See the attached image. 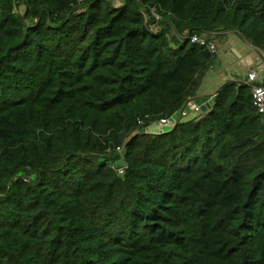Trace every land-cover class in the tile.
Returning <instances> with one entry per match:
<instances>
[{
    "label": "trees",
    "instance_id": "obj_1",
    "mask_svg": "<svg viewBox=\"0 0 264 264\" xmlns=\"http://www.w3.org/2000/svg\"><path fill=\"white\" fill-rule=\"evenodd\" d=\"M228 32L264 52V0H0V264H264L251 87L148 131Z\"/></svg>",
    "mask_w": 264,
    "mask_h": 264
},
{
    "label": "crops",
    "instance_id": "obj_2",
    "mask_svg": "<svg viewBox=\"0 0 264 264\" xmlns=\"http://www.w3.org/2000/svg\"><path fill=\"white\" fill-rule=\"evenodd\" d=\"M228 35H229V32L226 33L224 37L219 38L220 42L222 43L225 41L228 42V39H229ZM234 35H236L235 39L240 40L242 44L237 45V43H235V40L232 41L231 43L229 54L232 56H235L236 60L234 62L233 61L231 62L232 64L230 66H233V67L227 72L228 73L227 81L228 80H243L246 78V75L249 71L255 70L258 74L257 81L263 82L264 81V52L248 44L239 34L234 32ZM213 42L216 44V47H217L216 57H218L219 51H218V45H217L216 39ZM217 91L212 92V93H205L203 91L198 90L197 95H212V94H216ZM189 112H186V114ZM153 124H152L153 126H151L148 129L151 132H155L159 126L157 122ZM165 128L166 130L170 129L167 126L161 125L160 130H165Z\"/></svg>",
    "mask_w": 264,
    "mask_h": 264
},
{
    "label": "rangeland",
    "instance_id": "obj_3",
    "mask_svg": "<svg viewBox=\"0 0 264 264\" xmlns=\"http://www.w3.org/2000/svg\"><path fill=\"white\" fill-rule=\"evenodd\" d=\"M115 2L118 3L117 1H115ZM224 36H225V34L221 37H224ZM235 36L236 35H234V32H229L228 42L225 41L223 43L220 42L219 38H221V37L216 38L219 56L216 57L215 61L211 65V67H209L206 70V72L202 78L201 85L198 89L199 91H203L205 93L215 92L219 89V87H221L227 81V78H228L227 72L233 67V66H230L232 64L231 62L232 61L234 62L236 60L235 56H232L229 54V52H230L229 49H230L231 43H232V41L235 40V43H237V45L242 44L240 42V40L235 39ZM199 113L200 112H195L192 110L189 113L185 114L187 116L182 115L180 118L187 120L189 118H193V117L198 116ZM174 117L177 118L178 114H175ZM160 129H161V126H158V129H156V131H158Z\"/></svg>",
    "mask_w": 264,
    "mask_h": 264
},
{
    "label": "built area",
    "instance_id": "obj_4",
    "mask_svg": "<svg viewBox=\"0 0 264 264\" xmlns=\"http://www.w3.org/2000/svg\"><path fill=\"white\" fill-rule=\"evenodd\" d=\"M19 8H22L21 5L19 6ZM155 31H158V28H155ZM186 38H188L189 41L193 44L208 48L211 54H217V47L213 41H209L207 38L197 34L188 35L186 36ZM257 77H258L257 72L255 70H251L247 73L246 78L243 79V82L251 87L253 105L255 106L257 112L260 114H264V81L263 82L257 81ZM192 110L195 112H199L200 108L199 106H194ZM182 113L183 110L177 112L176 114H179L180 116ZM174 115L168 118L158 120L157 124L159 126L164 125L167 126L168 128H171L172 126L175 125L176 121L179 120V116L175 118ZM165 130H158V131H165ZM116 149L118 151L122 150L120 146L116 147ZM112 168H114L118 173L121 174L124 169L123 163L121 164L117 161L114 165H112Z\"/></svg>",
    "mask_w": 264,
    "mask_h": 264
},
{
    "label": "water",
    "instance_id": "obj_5",
    "mask_svg": "<svg viewBox=\"0 0 264 264\" xmlns=\"http://www.w3.org/2000/svg\"><path fill=\"white\" fill-rule=\"evenodd\" d=\"M215 99H216V94L196 95L187 102L183 113L186 114V112L192 110L194 106H199L200 112H206L213 105Z\"/></svg>",
    "mask_w": 264,
    "mask_h": 264
},
{
    "label": "clouds",
    "instance_id": "obj_6",
    "mask_svg": "<svg viewBox=\"0 0 264 264\" xmlns=\"http://www.w3.org/2000/svg\"><path fill=\"white\" fill-rule=\"evenodd\" d=\"M204 37V36H203ZM210 41V40H209ZM191 100V99H190ZM185 110V108L183 109V111ZM191 111V110H190ZM200 112V111H199ZM182 115H185L184 113H182L180 116H179V114H178V116H179V119H180V117L182 116ZM157 122V121H156ZM149 131V130H148ZM158 132H161V131H158Z\"/></svg>",
    "mask_w": 264,
    "mask_h": 264
}]
</instances>
